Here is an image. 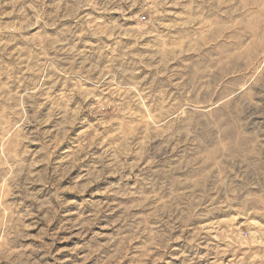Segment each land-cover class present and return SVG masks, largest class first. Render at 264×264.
I'll use <instances>...</instances> for the list:
<instances>
[{
    "label": "rangeland",
    "instance_id": "374dc122",
    "mask_svg": "<svg viewBox=\"0 0 264 264\" xmlns=\"http://www.w3.org/2000/svg\"><path fill=\"white\" fill-rule=\"evenodd\" d=\"M0 264H264V0H0Z\"/></svg>",
    "mask_w": 264,
    "mask_h": 264
}]
</instances>
